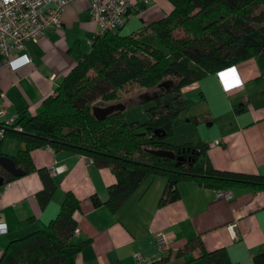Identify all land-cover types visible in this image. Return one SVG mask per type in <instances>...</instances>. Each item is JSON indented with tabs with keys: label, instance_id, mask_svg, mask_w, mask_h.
<instances>
[{
	"label": "crops",
	"instance_id": "0c3cea01",
	"mask_svg": "<svg viewBox=\"0 0 264 264\" xmlns=\"http://www.w3.org/2000/svg\"><path fill=\"white\" fill-rule=\"evenodd\" d=\"M172 9L169 0H134L118 30L121 35L143 37L150 24ZM58 28H48L38 40H26L22 51L31 61L12 69L0 56V107L6 116H31L41 102L74 66L79 54L90 50L97 32L87 0H72L61 15ZM154 40V39H153ZM20 62L17 59L14 63ZM186 107L181 110V130H194L205 143L211 165L219 170L264 175V52L214 73H207L181 88ZM126 107V106H125ZM1 122V119H0ZM218 140L219 142H216ZM3 151L14 155L16 141L5 142ZM37 168H47L57 188L40 206L35 194L42 188L37 172L18 176L0 186V256L7 243L33 230L45 229L56 216L66 191L80 201L77 228L71 239L83 242L75 264H148L167 255L163 264H205L199 249L176 257L189 239L198 237L206 250L224 247L233 264H254L264 250V189L231 185L230 199L216 196V189L196 179L174 185L178 197L164 200L168 181L160 174L147 175L118 207L111 211L92 203L104 201L107 187L115 182L110 168L99 167L80 153L54 151L49 146L30 151ZM164 198V199H163ZM235 223L234 234L228 225ZM166 234L169 249L158 253L155 233Z\"/></svg>",
	"mask_w": 264,
	"mask_h": 264
},
{
	"label": "trees",
	"instance_id": "16d2710c",
	"mask_svg": "<svg viewBox=\"0 0 264 264\" xmlns=\"http://www.w3.org/2000/svg\"><path fill=\"white\" fill-rule=\"evenodd\" d=\"M169 1L171 11L150 24L148 35H121L120 28L96 34L90 50L77 55L74 66L35 114L18 115L12 127L5 128L0 155H8L3 151L7 139L16 141L15 154L9 156L25 174L39 175L42 188L35 197L40 206L48 203L57 188L50 171L35 167L31 160L30 151L43 146L56 152L80 153L97 166L110 168L115 182L107 187V198L102 201L92 195L91 199L93 205L103 204L111 211L117 210L149 174L166 177L164 200L178 197L173 187L181 179H196L216 190L238 184L264 189L262 174L214 168L205 143L198 137L177 144L164 141L186 107L180 91L183 86L264 52V0ZM179 29L182 35L175 36L174 31ZM132 81L143 87L165 82L163 90L149 99L153 104L147 120L142 125L127 122L122 111L96 119L92 103L117 98V90ZM15 125L21 130H15ZM138 126H142L140 131ZM155 129L160 130L155 133ZM148 148L173 150L185 160L178 163L175 158L154 155ZM0 175L4 183L16 178L1 165ZM79 208V199L66 191L47 227L10 240L0 264H75L83 246V242L71 241ZM194 248L199 249V258L205 264H233L224 247L206 250L198 237L189 239L175 256ZM167 260V255H161L148 264ZM253 263L264 264V250L254 254Z\"/></svg>",
	"mask_w": 264,
	"mask_h": 264
},
{
	"label": "built area",
	"instance_id": "2783aa9c",
	"mask_svg": "<svg viewBox=\"0 0 264 264\" xmlns=\"http://www.w3.org/2000/svg\"><path fill=\"white\" fill-rule=\"evenodd\" d=\"M72 0H0V56L12 69L31 61L27 53L20 54L17 58H11L15 51L24 49L26 40H38L48 28L61 26V15L67 3ZM93 22L97 26V32L116 31L125 22L134 6V0H87ZM17 59L20 62L14 63ZM7 109L0 107V137L3 136L6 127H12L17 115L6 116ZM15 130H21L20 125L13 126ZM216 142H219L216 140ZM90 160V159H88ZM91 161V160H90ZM216 196L224 199L232 197L229 188L216 190ZM235 223L228 225L234 234ZM6 230L5 223L0 222V232ZM155 241L158 253H164L169 249L165 232L155 233ZM141 255L136 254L137 264Z\"/></svg>",
	"mask_w": 264,
	"mask_h": 264
},
{
	"label": "rangeland",
	"instance_id": "374dc122",
	"mask_svg": "<svg viewBox=\"0 0 264 264\" xmlns=\"http://www.w3.org/2000/svg\"><path fill=\"white\" fill-rule=\"evenodd\" d=\"M175 36H181L182 30H175ZM164 86L156 85L153 87H143L136 82H129L123 87L117 90V98L112 100L97 99L92 103V106H106L108 104L121 102L126 107L122 111V115L125 121H136L139 124H143L148 118V108L153 104V100L147 99V97H153L158 92L162 91ZM149 100V101H148ZM180 120L172 127V132L164 137V141L170 144H177L186 141H192L196 139L197 133L194 130H181V123L185 120L183 113L179 114ZM142 126H138L137 130H141ZM12 139H7L6 142L10 143Z\"/></svg>",
	"mask_w": 264,
	"mask_h": 264
},
{
	"label": "water",
	"instance_id": "95a60500",
	"mask_svg": "<svg viewBox=\"0 0 264 264\" xmlns=\"http://www.w3.org/2000/svg\"><path fill=\"white\" fill-rule=\"evenodd\" d=\"M165 84V82H162L159 85H163ZM152 97H147V99H151ZM125 109V105L121 102H117V103H112V104H108L106 106H93L92 107V112L93 115L96 119L98 120H102L105 117H107L108 115L112 114L113 112L116 111H123ZM160 129H155V133H158ZM148 152L160 156V157H165V158H175L176 161L178 163L181 162V160L185 159L183 156L181 155H175L173 150H169V149H162V148H157V149H153V148H148L147 149ZM0 165L3 167V169L5 171H7L8 173L12 174L13 176H22L25 174L24 170L20 167H18L15 163V161L13 160V158L9 155H0ZM4 183V179L3 176L0 175V186Z\"/></svg>",
	"mask_w": 264,
	"mask_h": 264
},
{
	"label": "flooded vegetation",
	"instance_id": "af4514ba",
	"mask_svg": "<svg viewBox=\"0 0 264 264\" xmlns=\"http://www.w3.org/2000/svg\"><path fill=\"white\" fill-rule=\"evenodd\" d=\"M186 155V154H185ZM183 160H185V159H183ZM188 161V160H187Z\"/></svg>",
	"mask_w": 264,
	"mask_h": 264
}]
</instances>
